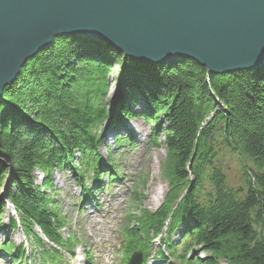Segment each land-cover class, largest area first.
Wrapping results in <instances>:
<instances>
[{
    "label": "trees",
    "instance_id": "trees-1",
    "mask_svg": "<svg viewBox=\"0 0 264 264\" xmlns=\"http://www.w3.org/2000/svg\"><path fill=\"white\" fill-rule=\"evenodd\" d=\"M113 64L121 68L125 95L114 120L106 105ZM140 100L142 112H134ZM161 113L163 121L157 117ZM137 116L153 124L152 147L167 149L161 176L169 190L154 212H128L124 263L145 264L151 233L157 235L169 220L170 236L184 225L179 246L171 245L181 264H264V66L219 74L190 58L155 65L73 34L56 36L28 59L0 97V229L18 228L15 217L8 227L2 222L8 200L42 264H60L63 250L73 254L79 239L54 198V173L72 170L82 179L77 182L83 199H90L86 173L96 184L105 175L100 146L108 121L117 122L111 128L116 132L119 122ZM217 141L233 155L241 150L251 163L253 177L245 170L246 193L229 187L216 165ZM76 155L81 168L74 162ZM106 166L112 179L119 176L112 159ZM36 171L43 173L40 185ZM138 182L144 185L146 180L139 177ZM206 184L211 190L205 191ZM190 185H195L192 195L185 197L180 192ZM139 196L134 193L133 208L142 203ZM195 248L208 255L185 258L183 252ZM0 251L15 263L27 260L24 246L15 242L1 243Z\"/></svg>",
    "mask_w": 264,
    "mask_h": 264
},
{
    "label": "water",
    "instance_id": "water-1",
    "mask_svg": "<svg viewBox=\"0 0 264 264\" xmlns=\"http://www.w3.org/2000/svg\"><path fill=\"white\" fill-rule=\"evenodd\" d=\"M71 34L144 63L188 56L214 73L252 70L264 65V0H0V97L28 59Z\"/></svg>",
    "mask_w": 264,
    "mask_h": 264
},
{
    "label": "rangeland",
    "instance_id": "rangeland-1",
    "mask_svg": "<svg viewBox=\"0 0 264 264\" xmlns=\"http://www.w3.org/2000/svg\"><path fill=\"white\" fill-rule=\"evenodd\" d=\"M122 71L119 65L113 64V68L110 71L109 83L110 91L109 96L106 99V105L109 111L112 112L111 119L116 118L115 109L118 103L122 102L125 95L121 81ZM121 82V83H120ZM128 99V97H127ZM142 100L133 107L134 112H142ZM159 119L164 118V113L158 114ZM110 119L105 128L106 140L102 142L100 146V155L104 160L107 156L113 159L120 172L119 179L108 183L109 176L104 175L101 184L93 185V195L91 200H85L82 204L81 201V189L78 185V175H75L73 171L67 168L56 172L54 174V194L55 200L59 204L60 211L69 219V229L74 232L80 233L86 239V244L94 248V264H115L114 246L118 241V229L119 226L124 223L125 214L130 210L138 212L141 215L143 209L154 211L163 203L164 196L169 189L166 179L161 176V168L165 165L167 149L165 147L153 148L150 141L152 139L153 130L152 124L149 123L144 117H135L133 119L123 120L117 125L120 135L123 137L122 145L113 142L111 128L115 125L116 121ZM164 120V119H162ZM141 125L137 128L136 125ZM167 125L165 124L163 128ZM142 129V130H138ZM163 134V133H162ZM107 141H110L108 144ZM128 141V142H127ZM112 142V143H111ZM131 144H130V143ZM130 145V146H129ZM137 146L143 151V160H138L133 153V149ZM219 149V156L216 160V165L221 168L227 176V184L236 190L242 189V193H246L247 177L245 175L246 161L241 157L231 154L224 147L220 141H217L216 145ZM78 155L75 158V163L78 164ZM137 159V160H136ZM80 167V166H79ZM61 173V174H57ZM87 178L89 174H86ZM142 177L146 180L143 185L138 182V178ZM36 183L40 185L43 182V175L39 172H35ZM89 179V178H88ZM192 180V178H191ZM91 187L90 181H87ZM9 182H5V187L9 186ZM158 185L163 186V192L158 202H152L154 190ZM135 186L137 188H135ZM4 187V188H5ZM3 187L1 188V190ZM135 190L136 194L139 193V198L142 203H139L133 208V203L136 204L135 199L131 203L133 198L132 194ZM0 190V191H1ZM211 190V186L206 184L205 191ZM2 193V191H1ZM200 201L204 200V194H200ZM79 203V209L73 207V202ZM5 214L2 217V222L8 225V222L14 217L10 201L5 200ZM88 207H92L95 210V218L89 220L86 218L85 211ZM71 214V215H69ZM74 214V215H73ZM128 214H126V219ZM184 227V225L182 226ZM68 229V230H69ZM68 230H64L63 234L67 235ZM179 237L175 235V240ZM12 239L17 245L25 244V235L21 229L10 230L0 229V243L5 240ZM45 242V238H43ZM11 241V240H9ZM160 240H154L153 246L155 249L163 250V246H160ZM107 244V246H106ZM29 249V246H28ZM196 253L201 252L200 248H195ZM193 253V250L186 251ZM76 257L72 256L66 251L62 252L65 259L63 264H89L83 255V247H78L75 251ZM207 253L202 252L200 257L206 256ZM208 255V254H207ZM29 259L26 264H42L36 253L31 252L29 249ZM151 264L155 263L154 259L151 260ZM160 264H179L168 254L166 258L159 262ZM0 264H14L8 256L4 253H0ZM25 264V263H23ZM218 264H228L227 261L220 260ZM243 264V263H236Z\"/></svg>",
    "mask_w": 264,
    "mask_h": 264
},
{
    "label": "bare ground",
    "instance_id": "bare-ground-1",
    "mask_svg": "<svg viewBox=\"0 0 264 264\" xmlns=\"http://www.w3.org/2000/svg\"><path fill=\"white\" fill-rule=\"evenodd\" d=\"M181 57V56H180ZM179 56H177L176 57V59H175V61H174V63L173 64H175V63H177V62H179V60H184V59H189L190 57H181L180 58ZM191 59V58H190ZM136 60V59H135ZM159 64H161V63H159ZM168 64H171V63H168ZM155 65H157V64H155ZM165 65V64H164ZM262 66H264V65H262ZM208 69V68H207ZM210 73H214V72H211L210 70H208ZM219 74H221V73H219ZM223 74H226V73H223ZM121 83V82H120ZM109 85H110V83H109ZM122 86H123V83L121 84ZM117 107H118V105L116 106V109H117ZM115 109V110H116ZM146 119V118H145ZM126 120H128V119H126ZM147 120V119H146ZM161 121H163L162 119H161ZM108 122H110V121H108ZM117 123V122H116ZM115 123V124H116ZM151 124V123H150ZM137 126V128H140L141 127V125L139 124V125H136ZM162 127H158L157 129H161ZM152 129H153V124H152ZM119 130L120 129H117V131L116 132H113L112 131V129H111V131L110 132H113L112 133V139H113V142H116L117 141V138H116V136L118 135L119 136V140H120V143H122V140H123V137L120 135V133H119ZM138 130H142V129H138ZM104 131H105V129H104ZM103 131V134H105V132ZM106 135V134H105ZM163 136V134L161 135V137ZM104 141L106 140V136H105V138L103 139ZM103 140H102V142H103ZM107 143L109 144L110 143V141H107ZM112 143V142H111ZM102 144V143H101ZM238 150V149H237ZM133 153H134V156L138 159V160H143V151L140 149V148H138L137 146H135V148L133 149ZM235 155L239 158V157H242V159L244 158V154H242V151L241 150H238V153H235ZM78 155H76V157H77ZM75 157V158H76ZM79 159H80V157L78 158V164H76L79 168H81V165L79 164ZM136 159V160H137ZM100 161H101V163L103 164L102 165V167L104 168L105 166H106V164H107V157L103 160L102 159V157L100 156ZM246 161V164H245V170L248 172V174L250 175V176H252V173H253V171L251 170L252 168H251V163L249 162V161H247V160H245ZM74 162H75V160H74ZM66 169V168H65ZM68 170H69V168H67ZM62 171V170H61ZM70 171H72V170H70ZM246 171H245V173H246ZM36 172H39L40 174H41V176L43 175V173H41L40 171H36ZM56 172H60L59 170H56L55 171V173ZM54 173V174H55ZM57 174H61V173H57ZM253 177V176H252ZM195 185H190V186H188V187H183L182 188V190H181V194L182 195H184L185 197H187V196H189L190 197V194L192 195V192H191V190H192V188L194 187ZM54 188H55V182H54V177H53V190H54ZM6 189V188H5ZM3 192V191H2ZM162 192H163V186H161V185H158V187L154 190V194H153V197H152V202H158L159 200H160V197H161V194H162ZM53 195H54V198H55V194H54V192H53ZM195 197V196H194ZM81 203V202H80ZM83 204V203H82ZM10 205H11V207H12V209H13V211L15 212V215H14V217L16 218V220H17V224H18V228H17V230L18 229H21L22 231H23V233H24V235L26 236V234L25 233H27L25 230H23V228H22V225L20 224V221H19V216L17 215V212H16V209L14 208V206H13V204L10 202ZM73 207L74 208H76V210H78L79 209V203L77 202V201H74L73 202ZM85 213H86V218H88L89 220H93L95 217L93 216V215H95V210H93V208L92 207H88L87 208V210L85 211ZM69 215H71V214H69ZM74 215V214H73ZM67 219H68V216H67ZM9 223L10 222H8V225H9ZM8 225H6L7 227H8ZM3 229H5V230H7L8 228H3ZM10 230V229H9ZM12 230V229H11ZM16 230V229H15ZM223 238H226V236H224ZM30 239L31 240H33L34 238H32V237H30ZM9 240H11V242H13V240L12 239H9ZM8 240V242H10ZM4 242H7V240H5ZM37 255L39 256V253H37ZM86 261L88 262V263H90V258L89 257H86Z\"/></svg>",
    "mask_w": 264,
    "mask_h": 264
}]
</instances>
